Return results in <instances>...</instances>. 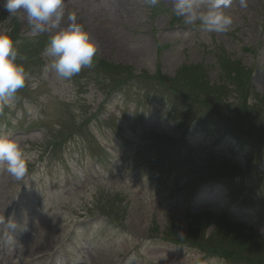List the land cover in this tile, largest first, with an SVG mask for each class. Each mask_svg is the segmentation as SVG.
I'll use <instances>...</instances> for the list:
<instances>
[{"label":"rangeland","instance_id":"374dc122","mask_svg":"<svg viewBox=\"0 0 264 264\" xmlns=\"http://www.w3.org/2000/svg\"><path fill=\"white\" fill-rule=\"evenodd\" d=\"M5 4L0 30L11 29L19 58L28 50L18 63L30 78L0 112V136L20 144L29 175L20 184L0 171V264H164L162 254L168 264L264 263L262 253L228 261L234 237L220 249L205 242L217 227L264 239V110L255 108L264 96V0H247L245 9L237 0L232 29L208 41L165 0L156 8L64 0L66 16L75 13L96 45L95 59L136 76L169 80L198 65L213 86L220 64L247 70L254 95L234 84L218 96L185 89L194 96L186 105L241 131L242 140L181 122L136 79L116 93L114 80L127 81L126 71L93 65L59 80L43 55L50 36H34L26 14L11 17ZM38 248L45 251L35 255Z\"/></svg>","mask_w":264,"mask_h":264},{"label":"clouds","instance_id":"9594fccd","mask_svg":"<svg viewBox=\"0 0 264 264\" xmlns=\"http://www.w3.org/2000/svg\"><path fill=\"white\" fill-rule=\"evenodd\" d=\"M160 2L143 0L149 8L158 7ZM165 3L172 6L176 18L182 19L188 27L195 26L206 41L213 35L227 34L234 24L230 10L237 0H165ZM238 4L245 9L247 0H238ZM4 7L11 17L26 14L28 27L34 36H50L43 55L49 58L50 70L56 78L70 81L82 70L93 67L96 45L83 25L78 23L75 13L66 16L64 0H6ZM10 33L11 29L0 30V112L13 106L17 93L26 87L30 78L22 63H18L19 54ZM28 160L16 140L0 136V171L6 172L13 181L24 184L29 175ZM4 223L0 216V224ZM7 227L13 225L9 223ZM159 260L168 264L164 254Z\"/></svg>","mask_w":264,"mask_h":264},{"label":"trees","instance_id":"16d2710c","mask_svg":"<svg viewBox=\"0 0 264 264\" xmlns=\"http://www.w3.org/2000/svg\"><path fill=\"white\" fill-rule=\"evenodd\" d=\"M3 19V17L0 16V21ZM15 44V42H14ZM19 54V52H18ZM29 52L26 49L24 53V58L28 56ZM20 57V56H19ZM19 59V58H18ZM93 65H96L97 67L100 66L102 71H111V72H124L126 71V75L129 76L126 81V77L123 78L124 80L121 81L120 79L114 80V86L116 87V93H121L123 89L127 88V82L128 80L133 81L132 79H136L137 81H133L135 85L139 87V89H143L145 94L149 97L156 98L157 101L163 102L168 107L173 110V114L177 116V118L181 122H188L186 124L190 125H196L195 128L202 130L201 132H204L208 127H215L216 131L220 132L221 134H226L230 136L233 139L236 140H242V137L239 135L241 131H237L233 129L231 126L227 125L224 122H220V120H217L215 116H212L211 114L206 116L202 112H198V110H204L199 107L196 108V110L191 105H186V99L193 98V95H190L188 92H185L187 87L198 86V89L202 91L205 94H214L218 96V93L225 92L224 89L227 88L228 84H234L233 86L236 87V89H239V91H243L245 95H254L253 89L251 86H249V78H245V73L247 74V70H245V73L242 68L233 65L232 62L228 61L225 64H220L222 73L220 75V84L209 86L208 80L205 79V75L201 72L200 66L196 67H183L177 76L173 79H167L159 72H156L152 75H146V74H140L141 76H136L134 74H131V69H124L121 68L119 65L116 64H109L104 62L103 60H97L94 59ZM141 77V78H140ZM140 79H144L145 81H141ZM170 81L172 85H168L165 83L166 81ZM204 83H207L208 87L203 86ZM213 87V89L211 88ZM196 95L198 96V90L195 91ZM174 97V98H173ZM258 107L257 110H264V96L259 95L257 99H255ZM261 108V109H260ZM249 107H244V113L246 114L248 112ZM191 110H195L194 112H191ZM204 126V127H202ZM206 127V128H205ZM253 232L248 230H241L240 232H237V235L233 236L232 234H227L222 228H216L210 234L207 238H205V242L208 243L207 247H213L215 248H221L222 242H224L226 239H234L227 242V249L230 251L231 256H235L237 253V256L233 257H226L228 261L230 259L233 260H242L246 261L247 258L253 257L255 258L258 256V254L262 253L264 256V239L260 236H257V234H252ZM243 238L240 240V238ZM259 247L261 249H259ZM259 250V252H257ZM258 253V254H257ZM244 258H241V257ZM264 264V263H262Z\"/></svg>","mask_w":264,"mask_h":264},{"label":"bare ground","instance_id":"6f19581e","mask_svg":"<svg viewBox=\"0 0 264 264\" xmlns=\"http://www.w3.org/2000/svg\"><path fill=\"white\" fill-rule=\"evenodd\" d=\"M2 192L5 193V190L2 189ZM1 195H2V193H1V191H0V196H1ZM2 204H3V203L1 202V203H0V208H1V205H2ZM44 251H45V250H42V249L38 248V249L35 250V255H36V254H42Z\"/></svg>","mask_w":264,"mask_h":264}]
</instances>
